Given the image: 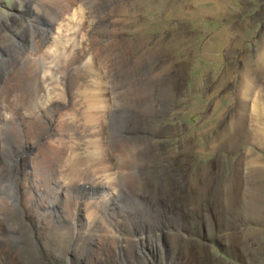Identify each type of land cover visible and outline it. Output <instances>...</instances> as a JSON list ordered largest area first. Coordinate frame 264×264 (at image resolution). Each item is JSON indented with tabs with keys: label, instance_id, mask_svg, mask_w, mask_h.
<instances>
[{
	"label": "rangeland",
	"instance_id": "1",
	"mask_svg": "<svg viewBox=\"0 0 264 264\" xmlns=\"http://www.w3.org/2000/svg\"><path fill=\"white\" fill-rule=\"evenodd\" d=\"M69 1L0 0V264H264V0Z\"/></svg>",
	"mask_w": 264,
	"mask_h": 264
},
{
	"label": "bare ground",
	"instance_id": "2",
	"mask_svg": "<svg viewBox=\"0 0 264 264\" xmlns=\"http://www.w3.org/2000/svg\"><path fill=\"white\" fill-rule=\"evenodd\" d=\"M57 1V2H56ZM76 0H73V1H69V2H67L68 4H66V7H70L72 4H73V2H75ZM97 1H101V0H94V3H96ZM52 2H55V4L57 3V4H62V3H64L65 2V0H52ZM51 3V2H50ZM92 13V12H91ZM99 21H101V20H99V18H98V20H96L95 22H93V24H94V26H95V28L94 29H96L97 31L99 30ZM98 25H97V24ZM92 24V25H93ZM104 26V25H103ZM29 28V27H28ZM33 28V27H32ZM33 29H35V28H33ZM32 29V30H33ZM36 30H38L40 33H43V32H41L42 31V29L40 28V29H38V28H36ZM36 30H34V31H36ZM38 32V33H39ZM45 33H43L42 35L43 36H45L44 35ZM100 35V34H99ZM17 44H19L18 42H17ZM115 44H117V43H115ZM120 43H118V45H119ZM58 47V46H57ZM56 47V48H57ZM63 49V50H62ZM66 50V46H64V47H58L56 50H55V61L57 62L58 61V63H59V61H61V59H63L64 58V56H63V54L60 56V54L63 52L64 53V51ZM10 53V52H9ZM1 55V54H0ZM3 55V54H2ZM58 56L60 57V58H58ZM9 57H10V55H9ZM155 58V57H154ZM3 59H0V62L2 61ZM153 62V61H152ZM2 64V63H1ZM60 65H61V63L59 64V65H57V67H60ZM144 66H146V65H144ZM143 70V69H142ZM150 73V72H149ZM50 76V75H49ZM154 76V75H153ZM131 77V76H130ZM138 77V76H137ZM155 77V76H154ZM133 79V78H132ZM135 79V78H134ZM140 79V78H139ZM150 79V78H149ZM55 80V78H53V77H51V78H49V81H51V83H52V81H54ZM141 80V79H140ZM46 82H47V80H46ZM43 84H45V81H44V83L42 82V86H40L41 88H43L44 87V89H46V97L45 98H51V96L53 95V94H55V92L54 93H51V91H53L56 87H53V90L52 89H49L48 87H45ZM150 84V83H149ZM154 84V83H153ZM138 85V84H137ZM141 85L143 86V84L141 83ZM40 87H38V89H40ZM151 87V86H150ZM160 87H161V85H160ZM155 89H157V88H155ZM99 90H101V89H99ZM148 91V90H147ZM153 93V92H152ZM151 93V94H152ZM163 93V92H162ZM98 94V93H97ZM155 94V93H154ZM90 95V94H89ZM96 95V94H95ZM84 96V95H83ZM97 97H98V95H96ZM96 96H94V97H96ZM142 96H144V95H142ZM84 97H86V96H84ZM94 97H92V99L91 100H93L92 102H90V103H88L87 104V109H88V111H87V121L88 122H90V121H94V120H100L102 117H103V113H102V111L103 110H105L106 108H108L109 106H108V103H107V100L106 99H103L102 97H101V101H98V100H95V98ZM83 98V97H82ZM87 98H88V96H87ZM89 98H91V97H89ZM157 98V97H156ZM51 99H53V98H51ZM50 100V99H49ZM60 100V99H59ZM55 100L53 99L52 100V102H54ZM58 100L56 99V101L55 102H57ZM149 101H150V99L148 100V101H146L145 102V100H143V99H141V104H142V102H143V104H145V103H149ZM139 103V102H138ZM48 104V103H47ZM50 104V103H49ZM157 104V103H156ZM150 105V104H149ZM162 106V105H161ZM112 107V106H111ZM116 107V106H115ZM147 107V106H146ZM165 107H167V106H165ZM113 108H114V106H113ZM100 109H101V114H100ZM149 109H151V108H149ZM162 109H163V107H162ZM86 110V109H85ZM85 110H84V112H85ZM151 111L152 112H154L152 109H151ZM152 112H149V114H151ZM141 114V113H140ZM154 117H144V118H142L140 121H145L146 123H147V121H150V120H152ZM157 121V120H156ZM98 123V122H97ZM92 124V123H91ZM152 124V123H151ZM86 125H88V124H86ZM130 125V124H129ZM149 125V124H148ZM89 126V125H88ZM152 126H153V124H152ZM151 126V127H152ZM156 135V134H155ZM148 136V135H147ZM131 138V137H130ZM153 138V137H152ZM127 140V139H126ZM129 140V139H128ZM154 140H156V139H154ZM74 142V141H73ZM95 143V142H94ZM93 143V145H97V143H95L94 144ZM139 144V143H138ZM61 145L65 148V145H67V144H65V142L63 143V142H61ZM92 146V145H91ZM102 146V145H101ZM126 146V145H125ZM54 147V146H53ZM52 147V148H53ZM55 148V147H54ZM56 148H58V146L56 147ZM64 148H61L59 151H60V153H58L59 154V156L58 157H60V158H64V151H65V149ZM71 152H70V158H67V159H70V160H68L69 161V165H70V167H69V169H68V173H69V175L71 176V175H73V174H76V176H77V174H78V170H79V163L78 162H80L81 163V158H80V154L76 151V146L74 145L73 147H72V145H71ZM95 148H97V147H95ZM132 148V147H131ZM135 149V148H134ZM51 150V149H50ZM54 150V149H53ZM103 150V149H102ZM150 150V149H149ZM53 152V151H52ZM88 152V151H87ZM94 152L96 153V154H94V156H91V158H90V160H91V162L92 163H95V164H97V163H99V165H103V157H101L102 155H101V152L102 151H100L99 150V148H97L96 150H94ZM138 152V151H137ZM149 152V151H148ZM57 153V152H56ZM91 153V152H90ZM89 153V154H90ZM145 153V152H144ZM48 154V153H47ZM83 155V154H82ZM101 155V156H100ZM132 155V154H131ZM135 156H136V153H135ZM138 156V155H137ZM49 157V156H48ZM53 157V156H52ZM88 158V157H87ZM137 158V157H136ZM146 159V158H145ZM148 159V158H147ZM53 160H55V157H53ZM113 160V159H112ZM182 161V160H181ZM34 162V161H33ZM149 162V161H148ZM35 163V162H34ZM53 163V162H52ZM50 164V163H49ZM68 165V164H67ZM66 167V166H65ZM83 169V168H82ZM168 170V169H167ZM67 171V170H66ZM84 171V170H83ZM82 172V171H81ZM156 173V172H155ZM180 173V172H179ZM182 173H184V172H182ZM181 173V174H182ZM134 174H135V172H134ZM150 174V173H149ZM114 175V174H113ZM186 175V174H185ZM76 176H72V177H76ZM179 176V175H178ZM127 177V176H126ZM121 178V177H120ZM124 178V177H123ZM137 178V177H136ZM182 178V177H181ZM31 179V178H30ZM167 179V178H166ZM112 180V179H111ZM113 180H115V179H113ZM124 180V179H123ZM17 182V181H16ZM144 183V182H143ZM150 184V183H149ZM168 184V183H167ZM180 184V183H179ZM182 185V184H181ZM3 187V186H2ZM5 187V186H4ZM8 187V186H7ZM187 187V186H186ZM176 188V187H175ZM13 189V188H12ZM177 189V188H176ZM183 189V188H182ZM188 189V188H187ZM16 190V189H15ZM174 190V189H173ZM145 191V190H144ZM11 192V191H10ZM125 192V191H124ZM11 194V193H10ZM121 195V194H120ZM131 196V195H130ZM133 196V195H132ZM12 198V200H10V199H8L9 201H7L8 202V205L10 206V208L12 209L11 211H12V215H13V211H14V209H15V207H16V205L14 204V197H11ZM133 200H135V199H133ZM27 201H28V199H27ZM38 202V201H37ZM128 202V201H127ZM28 203V202H27ZM131 203H133V202H131ZM138 203V202H137ZM29 204H30V202H29ZM35 204H37L36 202L33 204V205H31V207H34V208H36V205ZM129 204V203H128ZM40 206V205H39ZM136 206V205H135ZM130 207H131V205H130ZM33 209V208H32ZM46 218L47 219H45V222H47V223H45L44 222V224L45 225H47V229L46 230H48V231H51V230H57V231H59V232H66V230L68 229V227L67 226H65V224L63 225V226H60V225H52V222H56V221H54L53 219H52V217L51 216H46ZM61 218V217H60ZM6 219V218H5ZM4 219V220H5ZM63 217L61 218V222L63 221ZM3 220V219H2ZM7 220V224H9V220L8 219H6ZM16 220V219H15ZM14 220V221H15ZM15 224V223H14ZM70 226V225H69ZM14 228L15 229H17L15 226H14ZM129 238V237H128ZM124 239V238H123ZM133 241V240H132ZM138 241V240H137ZM129 242V241H128ZM132 243V242H131ZM35 244V243H34ZM139 244V243H138ZM123 245V244H122ZM136 245V244H135ZM132 246V245H131ZM13 249V248H12ZM25 250H22V251H18V253H14V255H16L17 256V259L15 260V262L13 263V264H19V263H21V264H46L44 261H42V259L40 258H38V257H36V255H35V253L33 252V251H29V253H25L24 252ZM39 252V251H38ZM15 259V258H14ZM23 261V262H22Z\"/></svg>",
	"mask_w": 264,
	"mask_h": 264
}]
</instances>
